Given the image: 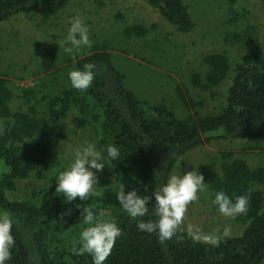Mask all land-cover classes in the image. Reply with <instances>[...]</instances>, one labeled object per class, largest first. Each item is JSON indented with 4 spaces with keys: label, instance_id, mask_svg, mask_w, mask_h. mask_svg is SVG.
Wrapping results in <instances>:
<instances>
[{
    "label": "trees",
    "instance_id": "trees-1",
    "mask_svg": "<svg viewBox=\"0 0 264 264\" xmlns=\"http://www.w3.org/2000/svg\"><path fill=\"white\" fill-rule=\"evenodd\" d=\"M178 31L190 33L196 22L185 0H145ZM238 0H229L236 3ZM264 6V0H260ZM70 0H0V23L20 13L50 18ZM243 16L239 13L237 16ZM125 37H145L146 26L126 25ZM225 43L251 44L248 31L227 32ZM45 73L57 65L58 52L46 47L40 53ZM205 72L192 70L190 85L211 100H218L220 86L229 78L224 102L218 111L202 113L194 100L177 88L184 106L195 111L179 116L165 103H151L126 84L127 76L112 58V53L93 49L81 57L75 69L86 63L96 65L92 85L86 90L71 87L70 81L53 93L38 97L32 86L23 88L22 106L13 108L14 91L0 75V210L9 211L17 224L15 244L6 264H93L88 253L77 255V243L84 224V209L103 218H115L121 236L104 264H264V166L252 167L229 152L221 153L218 169L198 168L214 193L223 190L231 198L249 197L247 212L233 217L244 226L241 234L224 237L217 244L189 238L188 231L177 229L171 239L160 242L158 232L138 229L141 220L155 221L154 198L149 214L132 218L116 196L121 185L125 193L133 188L138 195L154 197L159 186L172 174L177 162L189 151L216 140L264 139V54L247 48L231 64L227 50L202 57ZM76 108L82 126L92 127L98 150L115 145L120 156L98 173L99 183L86 200L77 197L67 202L56 192V179L67 167L50 160L53 148L66 137L62 121ZM222 130V131H221ZM33 174L38 179L50 176L46 185L32 189L23 199H12L8 192L16 182ZM216 206V205H215ZM217 208V206H216Z\"/></svg>",
    "mask_w": 264,
    "mask_h": 264
},
{
    "label": "rangeland",
    "instance_id": "rangeland-1",
    "mask_svg": "<svg viewBox=\"0 0 264 264\" xmlns=\"http://www.w3.org/2000/svg\"><path fill=\"white\" fill-rule=\"evenodd\" d=\"M185 2L196 22L195 29L188 34L178 31L145 0H70L64 9L47 19L40 14L20 13L0 23V75L14 91L13 108L26 107L23 88L34 87L39 98L53 93L67 84L68 73L75 69L81 57L93 49H102L111 52L114 62L125 72L127 86L151 103H165L179 116L193 113L194 106L187 107L181 102L177 92L180 88L194 100L203 99V105L196 106L199 112L218 111L224 102L229 78L222 82V96L215 101L190 85V72H205L202 57L210 52L227 50L231 64L249 47L264 54V6L260 0H238L234 4L229 0ZM239 13L244 15L237 18ZM76 16L87 24L92 46L68 52L65 49L71 45L64 43L63 37ZM134 23L146 26L149 33L145 37H125L123 28ZM234 30L248 31L252 43H225L227 32ZM48 46L56 48L58 62L50 73H45L39 58ZM62 124L66 137L53 148L50 160L68 167L77 148L86 143L96 145V135L92 127L82 126L76 108ZM222 152L242 158L252 167L264 166V139L216 140L187 152L173 172L198 171L202 165L218 169ZM50 178L38 179L31 174L17 180L16 188L8 196L23 199L32 189L46 185ZM257 188L264 191V185ZM214 197L215 193L207 186L206 193L188 206L185 219L177 229L187 231L192 226L199 228L202 235L220 236L229 228V236L241 234L244 226L233 217L220 214L212 203Z\"/></svg>",
    "mask_w": 264,
    "mask_h": 264
},
{
    "label": "clouds",
    "instance_id": "clouds-1",
    "mask_svg": "<svg viewBox=\"0 0 264 264\" xmlns=\"http://www.w3.org/2000/svg\"><path fill=\"white\" fill-rule=\"evenodd\" d=\"M63 40L64 43L71 45L65 49L68 52L73 48L79 50L82 46L89 48L92 46L88 26L82 17L72 18ZM95 75L96 65L86 63L82 68L71 70L68 79L72 88L86 90L92 85ZM119 156L120 151L115 145L110 144L100 150L94 143L81 145L74 151L71 164L57 177L56 192L62 193L69 203L77 197L86 200L99 183L98 173ZM206 190L204 177L194 170L183 174L178 172L170 174L166 182L155 191L154 197L138 195L135 188L125 193V185H121L116 198L122 209L132 218L148 215V204L154 198V214L158 219L146 222L141 220L137 227L147 233L158 232L159 240L163 243L172 238L184 221L188 206L198 200L200 195L205 194ZM212 203L223 216L235 217L247 212L249 197L240 195L233 199L221 190L215 193ZM16 224L17 221L9 211L0 210V264H6L11 259V250L15 244L13 228ZM84 224L88 226L80 233L76 254L88 253L92 256L93 264H104L117 238L121 236V228L115 218L104 219L103 213L96 215L92 209L87 208L84 209ZM187 231L189 238L195 241L203 240L217 244L221 239L219 236L202 235L199 228L192 226H189ZM229 232L230 229L225 228L222 235L227 237Z\"/></svg>",
    "mask_w": 264,
    "mask_h": 264
}]
</instances>
